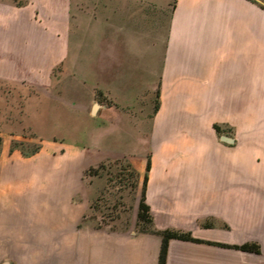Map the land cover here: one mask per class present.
I'll return each instance as SVG.
<instances>
[{
	"label": "crops",
	"instance_id": "obj_1",
	"mask_svg": "<svg viewBox=\"0 0 264 264\" xmlns=\"http://www.w3.org/2000/svg\"><path fill=\"white\" fill-rule=\"evenodd\" d=\"M12 111L53 112L63 127L78 115L84 139L36 128L42 144L25 154L18 133L0 131V264L31 255L40 233L44 264H159L160 234L86 222L81 193L82 168L116 157L131 161L141 190L148 153L156 229L224 243L172 237L166 264H264L258 1L0 0V127L14 126ZM245 242L260 251L235 246Z\"/></svg>",
	"mask_w": 264,
	"mask_h": 264
},
{
	"label": "rangeland",
	"instance_id": "obj_2",
	"mask_svg": "<svg viewBox=\"0 0 264 264\" xmlns=\"http://www.w3.org/2000/svg\"><path fill=\"white\" fill-rule=\"evenodd\" d=\"M21 1V0H20ZM264 2V1H263ZM83 36V35H82ZM14 121V126L0 127V131L4 130L5 137H9L10 133H18L19 137L13 138V145H18L23 152H30L35 147L42 144L43 136H51L52 134H64L69 140L83 141L80 117L72 115L76 120L70 127H63L53 121H49L47 115H53V112L44 114V117L35 112H29L27 117L22 111L9 112ZM44 120L46 122H44ZM37 128V129H36ZM99 131L94 130V135H99ZM3 138V134L0 133ZM135 141V140H134ZM133 141V142H134ZM142 138L136 140L135 150L140 154ZM1 145V144H0ZM143 162V157H139ZM98 164H91L89 167H83L81 179L85 186V191L81 192L83 197L91 198L92 206L86 213L84 220L88 223L99 224L100 226H127L136 222V228L141 229L144 224L138 222L137 207L141 194L136 184L137 176L134 174V165L128 158L116 157L105 161L103 168L96 170ZM90 167H95L89 169ZM78 176V171H76ZM81 196H75L74 201L85 202ZM84 199V200H83ZM45 233H40V239L28 241L26 247L31 255L21 256L20 254H11L2 259L9 261V264H44L45 263Z\"/></svg>",
	"mask_w": 264,
	"mask_h": 264
},
{
	"label": "trees",
	"instance_id": "obj_3",
	"mask_svg": "<svg viewBox=\"0 0 264 264\" xmlns=\"http://www.w3.org/2000/svg\"><path fill=\"white\" fill-rule=\"evenodd\" d=\"M253 1H258L261 5H264V0H253ZM160 88L158 89V92L156 94L155 98V110H157L160 107ZM217 127V130H220L219 125L215 124ZM2 142V138L0 137V144ZM38 147H35L32 149L30 152H24L25 154H30L35 152ZM125 158V157H124ZM105 165V162L99 163V165L95 167H90L89 169L95 168L96 170L103 168ZM146 172L144 175V181H143V188L141 189V194L139 197L138 201V207H137V219L138 222H141L144 224V227H142L139 230L142 231H153L162 236V246L160 248V255H159V264H166L167 262V250L169 247V240L172 237H176L179 239H187V240H195L196 242H202V241H209V242H214V244H219L223 245V242L220 241H214V240H205L203 238L195 237V235L192 234L191 231H182L178 230L176 228H163V229H156L154 226V220H153V215L151 212V205L147 202L146 200V195H145V188L147 185V178H148V170L151 168V154L148 153L147 156V165H146ZM134 174L137 176V172L134 170ZM136 184H137V179H136ZM212 221H207L205 224L209 225L212 224ZM236 247H240L246 250H252L254 252H259L261 247L257 243H252V242H245L240 245H235Z\"/></svg>",
	"mask_w": 264,
	"mask_h": 264
},
{
	"label": "water",
	"instance_id": "obj_4",
	"mask_svg": "<svg viewBox=\"0 0 264 264\" xmlns=\"http://www.w3.org/2000/svg\"><path fill=\"white\" fill-rule=\"evenodd\" d=\"M97 106V103L95 104V107Z\"/></svg>",
	"mask_w": 264,
	"mask_h": 264
}]
</instances>
